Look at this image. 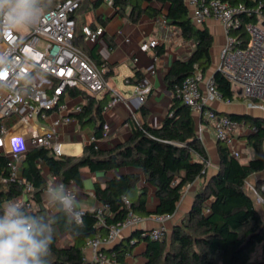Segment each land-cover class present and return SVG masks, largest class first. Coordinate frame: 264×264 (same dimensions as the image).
I'll return each mask as SVG.
<instances>
[{
    "label": "trees",
    "instance_id": "obj_1",
    "mask_svg": "<svg viewBox=\"0 0 264 264\" xmlns=\"http://www.w3.org/2000/svg\"><path fill=\"white\" fill-rule=\"evenodd\" d=\"M61 1L64 0H48L47 10ZM145 1L114 0V6L116 12L122 15L127 14L130 8L128 17L133 22H138L144 15L157 16L166 7L167 21L178 26L183 36L195 43L192 55L188 59L175 60L165 77L174 98L163 122L159 126L151 125L148 122L149 110L143 106L142 119L139 124L133 121L130 138L113 148L96 147L92 141L85 145L81 155L61 156H55L43 147L30 148L22 161L23 183L11 179L10 159L0 155V205L19 199L26 184L30 183L35 188L30 197V210L37 214L48 211L43 201V190L48 185L43 164L65 184L73 181L80 184L84 168L109 172L137 167L143 172L146 182L143 186H138L142 178L139 173L116 175L105 185L96 183V197L109 209L101 216L105 225L99 224L98 208L86 209L82 227L68 229L63 223L57 225L50 264H92L85 253L89 239L105 235L110 225L125 220L131 211L141 217L174 215L185 187L207 174L209 152L198 135L192 109L177 95L176 86L197 70L204 74L208 72L213 63L211 49L214 36L207 25L199 26L193 22L185 0H160L163 4L161 8L145 5ZM226 1L236 3L248 0ZM259 1H262L264 9V0ZM102 3L103 0L95 1L94 6L99 7ZM249 3L258 5L257 2ZM244 19L249 21L247 17ZM163 52L164 47L157 49L158 55ZM136 76L134 82L137 83L144 78L140 72ZM214 77L217 88L226 97L233 98L234 91L223 73L217 71ZM105 104V99L88 96L87 103L78 114L83 125L86 122L99 123L95 138L103 137L102 113ZM230 115L249 127H256L247 136L255 156L248 163H243L231 154L225 141L218 140L219 168L198 190L191 212L173 228L171 238L166 235L162 239H152L144 236L143 230L135 229L129 237L105 250L112 260L126 264V256L133 254L137 245L145 241V264H251L257 245H262L263 260L256 264H264V217L247 188L250 178L264 171V117ZM2 178L7 181L3 182ZM147 184L155 188L157 204L154 209L149 207L150 190ZM262 196L264 198V190ZM58 234H69L72 244L59 245Z\"/></svg>",
    "mask_w": 264,
    "mask_h": 264
},
{
    "label": "built area",
    "instance_id": "obj_2",
    "mask_svg": "<svg viewBox=\"0 0 264 264\" xmlns=\"http://www.w3.org/2000/svg\"><path fill=\"white\" fill-rule=\"evenodd\" d=\"M83 1H61L47 10L42 20L26 33L5 31L0 35V155L9 157L14 181L24 182L22 161L30 148L43 147L55 156L63 155L61 129L83 110V105L74 108L69 105L67 99L72 91L98 96L108 88L105 77L108 67H98L80 43L79 33L84 42L93 44L105 32L102 25L83 24L79 27L75 16ZM185 1L195 24L203 26L209 18L222 24L226 42L217 71L229 80L234 97H226L217 88L214 74L207 77L201 70L177 85L176 93L190 106L193 114L199 116V135L206 127L212 129L216 138L225 141L231 154L239 158L241 152L234 147L236 134L241 128L250 133L256 127H249L230 114L219 112L213 103L219 101L230 105L240 100L250 110L264 112L263 3L259 0L236 3L226 0ZM250 1L258 5H252ZM103 3L114 6V0H103ZM245 17L249 21H245ZM159 45L157 39L144 40L141 49L149 51ZM133 61L137 63L138 58L134 57ZM150 71L154 73V67ZM151 90L147 76L134 86V93L141 103L147 101ZM123 100L124 96L116 92L104 111ZM134 120L140 123L138 118ZM109 131L110 125L105 123L103 137ZM2 181L7 179L2 178ZM34 190V186L27 183L24 193L16 201L31 209L30 197ZM127 204L130 206L128 200ZM44 206L47 209L45 203ZM98 209L99 224L105 225L101 216L104 211H109L108 206L101 205ZM79 211L83 217L86 209L80 208ZM171 217L157 215L155 219L159 225L143 230V235L152 239L164 238L168 234L165 223ZM142 221L143 217L131 211L125 220L110 225L105 235L89 239L86 248L93 254L90 262L120 264L107 255L105 247L116 243L124 230L138 229Z\"/></svg>",
    "mask_w": 264,
    "mask_h": 264
},
{
    "label": "crops",
    "instance_id": "obj_3",
    "mask_svg": "<svg viewBox=\"0 0 264 264\" xmlns=\"http://www.w3.org/2000/svg\"><path fill=\"white\" fill-rule=\"evenodd\" d=\"M148 4L160 8L163 7L160 0H146L145 5ZM129 11L130 8H128L127 14L122 15L116 12L115 6L109 5L108 3H102L99 7H95L92 0H84L76 14L79 27L83 24H90L93 27L102 25L105 29L104 35L97 43L91 44L80 39L83 49L95 64L100 68L108 67L109 69L105 75L108 88L100 95L94 97L96 99H105L106 106L113 99L116 92L124 96V100L110 110H103V123H109L110 131L107 136L96 138L95 140L97 146L103 149L113 148L130 138L131 125L135 121V117L139 120L142 119L141 108L143 106L149 110L148 122L151 125L159 126L163 122L174 98L173 92L166 85L165 77L175 60L188 59L195 48V43L192 40L186 39L178 26L172 25L167 21L165 17L166 7H163L161 14L157 16L144 15L138 22H133L128 17ZM205 25L209 27L214 36V45L211 49L213 63L206 73L208 77L217 71L221 52L226 42V35L222 24L214 18L207 19ZM152 39H157L160 45L156 49L143 51L141 49V43L144 40ZM159 47H164V52L161 55L157 54ZM134 57L138 58L137 63H134ZM152 67L155 69L154 73L150 71ZM137 72L147 76L152 85V90L145 103H141L138 96L134 93V86L137 83L134 80L137 79ZM120 75L123 77V80L122 86L119 88V85L113 82V79H116ZM127 79L130 81L127 82ZM67 101L73 108L78 105L84 106L88 101V95H84L79 91H72ZM239 101H235L230 105L217 101L213 103V107L222 113H250L255 116L264 117V112L252 111L243 101H240L241 103ZM194 116L198 132L200 120L198 115L194 114ZM75 117L76 119L73 122L64 125L61 129L63 154L81 155L85 145L91 143L95 138L96 126L99 123L86 122L83 125L80 123L78 115H75ZM90 123L93 124V127H86ZM102 131H104V125ZM248 134L247 129L241 128L234 139V147L241 152L239 158L243 163H248L255 156V151L252 147V150L246 151L247 145H249ZM199 136L210 155L207 174L185 187L176 213L165 223L168 229L169 239L171 238L173 228L181 224L191 212L198 190L217 172L220 165L218 139L213 130L206 127L202 135ZM74 143L83 147L79 154H68L64 152L63 146L65 144ZM42 166L48 184L51 182L63 183L59 176L52 175L44 164ZM122 173H139L142 178L138 186L146 184L142 170L137 167H126L109 172L91 171L89 168H84L82 171V182L80 184L75 181L69 184H63L69 186L73 192L77 193L79 209H96L102 204L96 197L95 184L100 183L105 185L112 177ZM251 178L254 185L264 187V171L254 174ZM147 186L150 190L148 199L149 207L154 209L157 204L155 188L149 184ZM156 216L143 217V221L138 229L148 230L157 227L159 223L155 219ZM133 231L129 229L124 230L116 243L129 237ZM72 242V237L69 234H58L59 245L68 246ZM116 243L105 247V250L113 247ZM146 248L145 241L138 244L133 254L126 256V264H145L147 261ZM85 253L86 258L90 261L93 255L92 252L85 248ZM262 260L263 248L262 245H258V249L253 253L250 263L256 264Z\"/></svg>",
    "mask_w": 264,
    "mask_h": 264
},
{
    "label": "clouds",
    "instance_id": "obj_4",
    "mask_svg": "<svg viewBox=\"0 0 264 264\" xmlns=\"http://www.w3.org/2000/svg\"><path fill=\"white\" fill-rule=\"evenodd\" d=\"M48 0H0V35L36 26L47 12ZM46 214L32 212L19 201L0 205V264H50L56 226L76 229L84 224L78 195L63 183L43 190Z\"/></svg>",
    "mask_w": 264,
    "mask_h": 264
},
{
    "label": "rangeland",
    "instance_id": "obj_5",
    "mask_svg": "<svg viewBox=\"0 0 264 264\" xmlns=\"http://www.w3.org/2000/svg\"><path fill=\"white\" fill-rule=\"evenodd\" d=\"M27 30L28 29H25L21 33H26ZM122 80H123V77L120 75V76L116 77V79H113V82H115L117 85H119V88H120V86H122ZM236 102H238V101H236ZM239 103H241V102L239 101ZM242 122H244V121H242ZM89 126L93 127V124H91V123L87 124L86 127H89ZM81 148H83V147L80 146L77 143L65 144L63 146L64 152H66L68 154H79L81 152ZM249 150H252V148H251L250 145H247L246 151H249ZM247 188H248L249 192L252 194V196L255 198V201H256V204H257L258 208L264 214V198L262 196V191H263L262 186L254 185V182L252 181V178H250V180L247 183ZM34 207H35V205H34ZM167 238L169 239V235L168 234H167ZM257 249H258V245L255 248V250H257Z\"/></svg>",
    "mask_w": 264,
    "mask_h": 264
},
{
    "label": "water",
    "instance_id": "obj_6",
    "mask_svg": "<svg viewBox=\"0 0 264 264\" xmlns=\"http://www.w3.org/2000/svg\"><path fill=\"white\" fill-rule=\"evenodd\" d=\"M226 113H228V114H239V113H236V112H226ZM246 114H250V113H244L243 115H246ZM250 115H253V114H250Z\"/></svg>",
    "mask_w": 264,
    "mask_h": 264
}]
</instances>
